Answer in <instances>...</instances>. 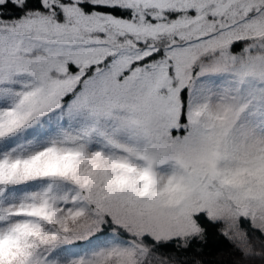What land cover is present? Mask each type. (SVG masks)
<instances>
[{
    "label": "snow or ice",
    "instance_id": "6c2138e0",
    "mask_svg": "<svg viewBox=\"0 0 264 264\" xmlns=\"http://www.w3.org/2000/svg\"><path fill=\"white\" fill-rule=\"evenodd\" d=\"M0 264H264V0H0Z\"/></svg>",
    "mask_w": 264,
    "mask_h": 264
}]
</instances>
